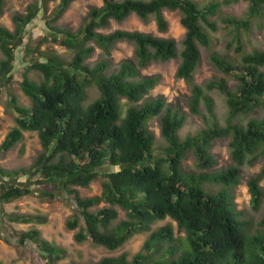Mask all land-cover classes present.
I'll return each mask as SVG.
<instances>
[{"label":"trees","instance_id":"1","mask_svg":"<svg viewBox=\"0 0 264 264\" xmlns=\"http://www.w3.org/2000/svg\"><path fill=\"white\" fill-rule=\"evenodd\" d=\"M49 1L54 0H33L23 13H13L12 30L0 25V80L7 82L17 43L27 24L41 9L45 12ZM73 1L59 0L49 14L43 15L47 35L34 47L28 43L24 46L23 61L29 63L22 67L19 87L30 100V107L19 105L16 95L9 93L15 124L0 142V152L19 142L24 131L37 134L41 150L27 168L8 170L0 166V204L28 194L44 199L71 196L75 211L65 225L77 228L74 240L88 239L108 250L119 248L134 234L148 232L141 248L130 258L123 251L80 264H264V216L256 225L250 224L234 201L241 169L264 156V49L245 51L243 37L252 22L264 16V0H246L242 17L220 10L222 4L237 0H101L100 6L89 7L83 24L72 32L55 22ZM4 4L5 0H0V14ZM165 9L180 13L185 31L175 76L187 83L189 109L204 123L183 138L178 132L185 121L184 113L163 95L151 96L158 76L141 73L152 61L175 57L176 41L139 30H99L134 13L144 22L152 16L157 29L165 31ZM219 21L231 38L225 43L227 52L213 51L210 61L236 80L234 88L224 77L203 84L194 80L200 47L211 45V32L220 29ZM48 40L65 46L71 57L40 50ZM118 41L133 43L134 59L123 58L113 64L110 54ZM94 46L103 56L88 64L85 60ZM31 70L39 72V81L28 76ZM91 85L99 95L85 103ZM212 89L224 96L228 110L224 124L215 119L214 102L208 95ZM202 104L206 114L200 109ZM255 111L260 114L253 116ZM154 116H159L164 140L156 153L153 134L146 125ZM237 116L248 118L245 121ZM224 138L228 139L231 164L215 169L212 145ZM189 153L194 156L195 170L182 167ZM106 166L118 168L106 171ZM35 169L47 176L45 186L34 189L13 180ZM99 175L104 177L100 194L80 196L74 186H87ZM263 176L264 165L246 180L254 211L264 210ZM205 183L218 184L219 188L211 191ZM100 202L106 204L92 210ZM114 205L125 211L124 218L118 219ZM4 217L10 222H45L38 214L6 213ZM166 217L175 221L183 237L175 236L171 222L151 229L153 223ZM15 233L18 241L34 244L44 264H58L66 254L65 248L43 238L37 228Z\"/></svg>","mask_w":264,"mask_h":264},{"label":"rangeland","instance_id":"2","mask_svg":"<svg viewBox=\"0 0 264 264\" xmlns=\"http://www.w3.org/2000/svg\"><path fill=\"white\" fill-rule=\"evenodd\" d=\"M33 0H5L3 13L0 14V25L13 29L11 16L15 12L23 13L28 3ZM59 0L49 1L46 3L45 12L41 9L37 16L27 24L23 37L15 47V61L12 73L6 80H0V142L7 133V131L14 126V112L9 105V93L16 95L17 103L19 105L30 107V100L24 95L19 87L21 79V70L23 65L29 61H23L24 46L28 43L34 47L43 35H47L49 31L45 23L44 14H49L56 6ZM202 3L208 0H199ZM223 1V0H219ZM101 0H74L71 2L63 15L55 22L56 25L70 29L72 32L78 30L83 24L84 18L90 6H100ZM248 2L246 0L231 1L229 4H222L220 10L222 14L230 13L237 17H242L247 9ZM163 16L167 21V28L165 31H159L156 27L153 17L151 16L147 22L142 21L134 13L130 14L122 22L111 21L106 28L99 29L102 32H109L114 29L124 30H139L143 32H151L154 35L173 38L177 43V54L175 57L166 61H152L141 69L142 74L158 76L157 84L150 90L151 96L163 95L166 101L178 106L179 110L184 113L185 121L180 128L178 134L183 138L187 133H195L200 127L204 126L203 120L199 115L193 114L188 106V96L190 89L186 82L175 76V71L180 56L178 51L181 48L180 41L184 36V28L180 24V13L177 10H163ZM220 29L211 32L212 43L209 47H200V60L194 72V80L196 83L203 84L208 80L224 77L229 87L234 88L236 80L223 74L218 70L210 61V54L213 51H218L221 54L227 52L225 43L231 38L228 30L221 26ZM244 37L245 51L252 49H264V16L262 19L252 22L251 29ZM42 51H56L60 56L65 59L71 57V52L63 45L46 41L39 47ZM231 55H235L232 50L228 51ZM35 53L34 55H36ZM111 59L113 64H116L123 58L134 59V45L129 41H118L111 50ZM103 56V52L96 46L92 53L86 58L85 62L93 64L95 61ZM2 54L0 52V59ZM43 59V58H42ZM31 62V60H30ZM264 70V66L262 68ZM28 76L39 81L41 75L35 70L28 72ZM87 99L85 103H89L98 97L99 92L94 85L87 88ZM214 102V115L215 119L224 124L227 118L228 110L225 104L224 96L216 89L208 91ZM122 101H125L123 99ZM124 103V102H123ZM200 109L205 110L203 104ZM206 114V111H204ZM259 111H255L253 116H258ZM248 117L237 116L236 119L245 120ZM147 128L154 137V152H158L159 147L164 145V140L160 134L159 116L151 117L146 122ZM41 150V145L37 134L33 131H24L22 139L17 142L8 151L0 152V166L4 169H17L27 168L30 166L37 153ZM215 155L216 164L213 168H223L231 164L228 148V139H217L214 141L211 149ZM194 156L189 153L186 155L182 162L184 170H195ZM264 165V156L258 158L253 164L246 165L241 169L240 182L234 188V201L236 208L241 211L242 216L247 219L250 224L256 225L257 221L264 216V210L260 208L258 211L251 209L250 194L247 189L246 180L249 176L257 173ZM118 167L106 166L104 170H116ZM15 182L20 184H28L31 188H39L46 185L47 176H43L39 170L35 169L30 174L24 176L19 175L13 178ZM104 177L99 175L96 179L92 180L87 186H74L82 197L98 195L102 189V181ZM260 185L264 191V176L260 181ZM207 189L215 191L219 188L218 184L205 183ZM264 200V198H263ZM106 203L100 202L92 210L105 205ZM118 212V219L125 217V211L118 205H114ZM75 211V204L71 196H61L55 199H44L33 195H24L15 198L8 203L0 204V264H44L45 259L41 257L40 251L29 241H18L15 231H26L31 228H37L40 234L46 240L53 242L66 250L65 256L59 260L58 264H76L85 263L88 261H97L103 256L117 255L123 251L127 252L128 257H132L140 248L148 235V232H141L134 234L119 248L115 250H108L104 246L92 243L90 240L83 242H76L73 238L76 229H68L65 222ZM6 213H26L33 215H40L45 218V222L40 223L32 221L28 223L10 222L5 217ZM171 222L173 225L174 234L177 237H183L184 233L177 229L175 221L166 217L163 220H158L151 225V229L156 228L164 223Z\"/></svg>","mask_w":264,"mask_h":264}]
</instances>
